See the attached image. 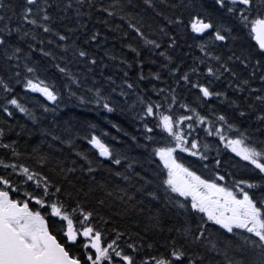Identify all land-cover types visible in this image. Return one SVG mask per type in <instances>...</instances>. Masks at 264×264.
Masks as SVG:
<instances>
[{"label": "snow or ice", "instance_id": "1", "mask_svg": "<svg viewBox=\"0 0 264 264\" xmlns=\"http://www.w3.org/2000/svg\"><path fill=\"white\" fill-rule=\"evenodd\" d=\"M129 6L113 3L105 7L95 0H19V3L0 0V111L14 117L12 109H15L29 119H36L21 103L15 85H22L25 95L39 93L47 101L59 102L61 93L56 84L41 79L39 61L31 59L34 50L53 61L57 59L51 50H44L45 40L41 36L51 37L47 44L63 50L59 59L67 60L66 65L61 67L55 63L53 66L68 78L62 85L68 95L77 96L73 85L84 88L92 94V99L86 100L85 95H80L77 99L81 103H95L109 112L114 111L111 94L105 95L102 86L96 87L94 69L104 57L98 61L88 47L95 42L99 48L101 34L89 32L85 18L91 20L94 12L113 16ZM121 18H129L128 27L136 37L150 52L158 53L152 63H159V68L156 71L149 68L146 76L141 51L128 43L126 47L135 55L131 63L126 58H119L120 62L128 68L138 66L139 71L129 82V73L121 69L123 76L118 86H114L113 76L104 77L111 93L119 87V95L127 99L128 90L134 92L149 77L160 81L164 73L176 85L157 89L153 84V91L166 93L160 101L145 99L136 93L129 106H142L141 121L153 118L152 126L150 122L143 123L146 143L142 147L156 145L148 154L149 159L158 157V161L152 160L156 172L152 179L147 173L141 176L134 167L141 163V158L121 154L92 132L84 139L98 151L99 157L108 158L113 165L125 162L126 172L130 170L139 179L136 185L111 190L103 181L96 182L95 177L85 185L76 177L75 166L67 167L58 160L50 167L52 158L40 154L37 148L27 154L34 163L21 162L25 154L18 151L17 141L2 142L6 139V128L11 131L13 127L4 120L5 126H0V149L6 153L0 157V264H221L209 255L212 252L223 256V264H264V0H161L160 3L143 0L140 12L126 13ZM145 27L156 38L150 39ZM245 28L256 41L258 50L240 45L237 54L236 44ZM81 30L86 36L82 43L77 35ZM128 35L123 33L124 37ZM189 39L192 44L187 43ZM181 40L189 49L194 44L203 53L193 57L191 65L184 59L188 53L176 54L181 50ZM220 42L229 44L230 55L216 54ZM21 43L27 44V52ZM104 55L109 56L107 50ZM109 58L118 59L114 55ZM73 60L83 62L86 69L83 79L68 67ZM101 67L107 68V65L101 63ZM89 74L93 78L91 86L87 84ZM100 75L104 76L103 71ZM256 79L260 87L252 88V81ZM220 82H223V91L217 90ZM229 88L234 93L247 95L242 101L239 97L233 99L228 96ZM188 95L193 97L191 102L186 99ZM212 97L226 102L233 116L225 112L217 115V110L208 104V98ZM176 105L191 115L177 114L173 111ZM205 106L208 112L201 114L198 109ZM40 107L45 112L55 111L43 103ZM253 117L260 124L259 129L253 130L260 133L258 139L248 134V127L241 131L244 121ZM197 125H204L208 135L215 134L225 148L246 162L239 169L242 178L237 179L232 172L221 174L220 159L215 160V169L209 168L205 163L209 159V145H201L198 136L193 135L198 131ZM155 129L166 134L162 136L163 143L156 139ZM65 143L75 149L73 139ZM178 150L198 159L186 164L178 158ZM76 154L87 162L86 171L91 175L95 171L94 161L87 153ZM76 163L72 161L73 165ZM197 165L209 170L210 175L206 178L198 174L194 170ZM80 168L85 170L83 165ZM246 172L253 175L243 178ZM115 175L123 176L126 181L133 178L122 172ZM145 199L149 204V214L144 216L146 223L139 218L134 221L137 225L143 223L145 235L127 227L119 230L114 217L142 216ZM166 214H171L169 218H179L181 227H169L167 231H174L176 235L161 244L155 237L164 232L162 224ZM214 232L216 238H213ZM149 233H152L151 239Z\"/></svg>", "mask_w": 264, "mask_h": 264}, {"label": "trees", "instance_id": "2", "mask_svg": "<svg viewBox=\"0 0 264 264\" xmlns=\"http://www.w3.org/2000/svg\"><path fill=\"white\" fill-rule=\"evenodd\" d=\"M12 2L19 3V0H12ZM95 2L97 4H103L105 7L113 3L130 5L129 7H126L124 11L118 12V14L113 16H108L103 12H94L91 20L85 18L87 21V30L89 32L99 31L101 34V43L99 48L95 46V42L88 45L89 51L96 54L98 61H100V57H104L103 61L98 63L94 69L96 87L102 86L105 95L109 93L111 94L115 110L109 112L107 109L103 108L102 105H97L95 103H81L77 99L78 96L85 95L86 100H91L92 94L87 93L84 88L77 89L75 85H73L72 90L77 93V96L70 97L68 92L62 87V85L67 82L68 78L63 76V74H61L58 69L53 66L55 63H59L61 67L66 65L67 60L61 61L59 59V57L64 54L63 50L56 48L54 44H47V40L51 37L41 36L40 38L45 40L44 50H51L57 59L53 61L51 57L43 56L38 50H34L31 53V59L39 61V68L41 71L38 74L41 76V79H46L49 83L54 82L56 84L58 91L61 93L59 102L47 101L46 98L41 96L39 93H28L25 95L22 85H15L16 92L20 93L21 103L33 112L36 119H29L23 113H20L15 109H12L15 113L14 117H7L5 113L0 111V126H5L4 120H7L8 124L13 126L11 131H7L6 128V139L2 142L8 143L12 140L17 141L18 151L25 154L21 157V162L34 163V160H30L27 154L31 153L33 148H37L40 154H48L52 158V163L49 165L50 167L54 166L58 160L63 161L67 167L75 166L77 168L75 175L80 178L81 183L86 185L91 181L92 177H95L96 182L103 181L111 190L116 187L123 188L136 185L139 177H135L130 170L126 172L125 162L122 161L121 165H113L108 158L99 157L98 151L84 139V136L95 132V134L100 136L105 143L114 147L121 154L127 155L129 158H141V163L134 166L135 171L140 172L141 176H144L145 173H147L148 178L152 179L153 174L156 172V166L152 163V160L158 161V157H151V159H149L148 154L151 153L152 148L156 145L149 144L147 149L143 148L142 145L146 143L143 123L150 122V126H152L151 121L153 118L148 117L145 121H141L139 117L142 114V106L139 104L134 107L129 106L132 105L135 100L136 93L144 95L145 99L151 98V100L160 101L162 96L166 93L158 94L153 91V84H155L157 89H166L169 85L176 87V85L168 78L167 73H164L160 81H156L153 77H149V79L140 82L139 87L136 88L134 92L128 90L130 91V95L127 99L119 95V87H117V91L115 93H111L108 82L104 79V77L109 75L113 76V79L116 81V85L114 86H118L121 84L123 71H127L129 73V77H131L129 82H132V80L135 79L139 71L138 66L134 65L132 68H128L120 62L119 58H126L129 63H131L132 58L135 55L131 49L126 47L128 43H132L133 47H136L141 51L142 58L145 60L146 66L144 67V73L146 76L149 68H151L152 71L158 70L159 63H152V61L157 60L158 53L150 52L148 48L144 46L143 43L136 37V34L128 27L129 18H121L124 17L126 13L135 14L136 12H140L143 8V0H95ZM160 2L161 0H157V3ZM177 2H180V0H177ZM161 7H164V5L161 4ZM104 20H107L108 23L104 24ZM117 26L121 27L118 28ZM144 31L150 39L156 38L147 27L144 28ZM124 32H128L129 35L124 37ZM77 35L80 37L81 43L86 38L83 30L78 32ZM240 37L241 38L237 41L235 48V50H237V54H239L240 45L257 47L256 41L249 35L248 29H243L240 33ZM73 39H75V37H73ZM187 43L192 44L193 42L189 39ZM220 45L221 46L217 49L216 54H231L227 50L229 44L220 42ZM20 46L24 48L25 52L28 51L26 43H21ZM38 47L39 44L37 42V48ZM180 49L181 50L176 53L177 55L188 53V55L184 57L187 65L192 64L193 57L203 55V53H201L194 44L193 47L189 49L183 40L180 41ZM105 50L108 51L109 56L114 55L118 57V59L116 61L110 60L109 56L104 55ZM68 58H70V53L68 54ZM162 59L163 58H160V60ZM211 62L215 65V61ZM101 63L107 65V68H102ZM68 67L73 74L80 75L82 79L84 78V72L86 69L84 68L83 62L73 60ZM121 69H123V71H121ZM20 70L23 73V64H21ZM201 70L203 71V66H201ZM101 71L104 73L103 77L100 75ZM244 75H247V72H245ZM149 81H151V83ZM92 83V74H89L87 84L88 86H91ZM251 87H260V81L258 79L253 80ZM125 90H127L126 86ZM217 90H224L223 82L219 83ZM177 91L179 92L181 90L178 88ZM227 93L228 96L233 99L239 97L240 101H242L243 97L247 95L246 92L234 93L231 88L227 89ZM259 94L260 93H256V95ZM180 98L182 100L185 99L183 95H181ZM186 99L188 102H191L193 97L192 95H188ZM41 103L46 104L49 109L55 108V111L53 112L50 110L45 112L40 107ZM208 104L217 110V115L221 112H225V114L230 117L233 116V112L226 102L222 103L221 100L212 97L208 98ZM198 110L201 111V114H206L208 112L207 106ZM173 111H176L177 114L191 115V113L187 110H180L179 105H176ZM208 114L210 119H214V117H211L210 113ZM230 122L233 121L230 120ZM236 122L238 126H241L239 121ZM92 125H95V128H92ZM244 127L249 128V135H253L256 139L260 138V133L253 131L260 128V124L255 117L244 121V124L241 126V131H243ZM204 128V125H197L198 131L194 132L193 135L198 136L201 145H209V149L207 151L209 159L208 161H205V163L209 164L210 169H215V160L220 159L222 161L219 168L221 174H225V172H232L236 174L237 179L242 178L239 169H241L246 162L240 161V158L237 157L235 153H232L230 149L225 148L224 145L219 142V139L215 136V134L208 135L204 131ZM155 134L156 139L163 143L162 136H166V134L161 133L160 129H155ZM54 137H60V139L56 140ZM133 137H135V139H133ZM69 139H73L75 149H73V147L68 143H65V141ZM218 149L219 155H217ZM77 152L87 153L89 158L94 161L92 167L95 171L91 175H89L86 171L87 162L84 161L82 157L77 156ZM4 156H6L5 151L0 149V157ZM178 158L186 164L198 159L196 157H191L188 153H181L179 150ZM73 160L77 161L76 165L72 164ZM238 161L239 164H237ZM81 165L84 166V171H81ZM233 165H236V167H233ZM109 168H111V171H109ZM194 170L206 178L210 175L209 170L203 169L201 165H197ZM116 172L125 173L133 178L131 181H126L123 176H116ZM251 175L253 174L246 172L243 178H247V176ZM137 199H139V197H137ZM142 206L145 209L142 216L137 217L136 214H132L123 218L114 217L115 225L119 226V230L123 231L127 227L133 232L140 231L141 235H145L142 231L143 223L139 225L134 223V221L138 218L146 223V221H144V216L149 214L148 199H145V203ZM117 207H119L118 201ZM152 207L155 208L156 205L153 204ZM112 211L115 212L116 209L113 208ZM170 215L171 214H166L163 218L162 227L164 228V232L155 237L161 244L164 239H171L172 236L176 235L174 231L172 233L167 231L169 227H181V220L176 217L169 218ZM112 226L113 225H108L109 228ZM147 235L150 239L152 238V233ZM216 236L217 234L214 232L213 238H216ZM228 238H231V234H228ZM220 239H224V237H220ZM209 255L213 258V260L221 261V264H223L222 255H219L216 252L209 253Z\"/></svg>", "mask_w": 264, "mask_h": 264}]
</instances>
